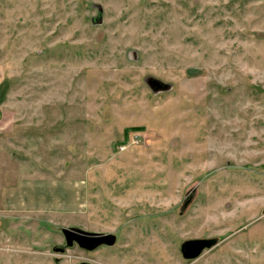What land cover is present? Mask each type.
Here are the masks:
<instances>
[{
  "label": "rangeland",
  "instance_id": "obj_1",
  "mask_svg": "<svg viewBox=\"0 0 264 264\" xmlns=\"http://www.w3.org/2000/svg\"><path fill=\"white\" fill-rule=\"evenodd\" d=\"M0 107L24 177L83 180L0 264H264V0H0ZM64 227L117 240L56 251Z\"/></svg>",
  "mask_w": 264,
  "mask_h": 264
},
{
  "label": "crops",
  "instance_id": "obj_2",
  "mask_svg": "<svg viewBox=\"0 0 264 264\" xmlns=\"http://www.w3.org/2000/svg\"><path fill=\"white\" fill-rule=\"evenodd\" d=\"M5 114L0 107V234L12 226V218L19 212H64L80 208L83 180L71 179L70 175L64 178L47 175V171L39 168L24 177L23 159L8 156L2 149L5 146L1 142L12 131Z\"/></svg>",
  "mask_w": 264,
  "mask_h": 264
},
{
  "label": "water",
  "instance_id": "obj_3",
  "mask_svg": "<svg viewBox=\"0 0 264 264\" xmlns=\"http://www.w3.org/2000/svg\"><path fill=\"white\" fill-rule=\"evenodd\" d=\"M62 232L65 237L64 246H55L54 250L64 251L66 247H72L77 244L79 247L92 251L96 248L106 245L112 246L116 243L117 237L114 233L88 232L78 227H64ZM216 238H193L183 241L181 244L182 256L185 259L193 260L198 258L205 250L216 245ZM78 264H92L89 261H82Z\"/></svg>",
  "mask_w": 264,
  "mask_h": 264
},
{
  "label": "flooded vegetation",
  "instance_id": "obj_4",
  "mask_svg": "<svg viewBox=\"0 0 264 264\" xmlns=\"http://www.w3.org/2000/svg\"><path fill=\"white\" fill-rule=\"evenodd\" d=\"M117 237V236H116ZM103 246H106V245H103ZM101 247V246H100ZM99 248V247H98ZM182 253V252H181Z\"/></svg>",
  "mask_w": 264,
  "mask_h": 264
}]
</instances>
